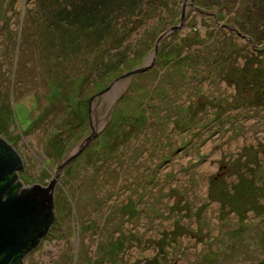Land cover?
I'll return each mask as SVG.
<instances>
[{
	"label": "rangeland",
	"instance_id": "obj_1",
	"mask_svg": "<svg viewBox=\"0 0 264 264\" xmlns=\"http://www.w3.org/2000/svg\"><path fill=\"white\" fill-rule=\"evenodd\" d=\"M56 3L0 0V134L30 183L81 148L89 108L97 135L25 264H264V0L143 5L81 53Z\"/></svg>",
	"mask_w": 264,
	"mask_h": 264
},
{
	"label": "water",
	"instance_id": "obj_2",
	"mask_svg": "<svg viewBox=\"0 0 264 264\" xmlns=\"http://www.w3.org/2000/svg\"><path fill=\"white\" fill-rule=\"evenodd\" d=\"M184 20L183 13L180 24L165 34L180 29ZM157 50L158 44L154 55H156ZM151 67L152 65L137 68L122 77L146 71ZM89 113H91V108H89ZM96 135V132L93 131L85 139L81 148L59 165L55 177L51 179L48 186L33 185L21 194L10 193L7 199L2 198L3 190H0V264H11L14 256L18 260L19 254L29 253L38 246L40 239L45 236L54 222V188L61 170L83 152L96 138ZM0 149L6 153V156L4 155L3 159H0V182H2L20 164V161L15 153L1 140Z\"/></svg>",
	"mask_w": 264,
	"mask_h": 264
},
{
	"label": "trees",
	"instance_id": "obj_3",
	"mask_svg": "<svg viewBox=\"0 0 264 264\" xmlns=\"http://www.w3.org/2000/svg\"><path fill=\"white\" fill-rule=\"evenodd\" d=\"M161 2L162 0H57L53 15L58 28L57 38L62 41L66 50L71 47L81 53L86 46L94 48L119 37V29L115 24L118 15L134 18L145 14L143 5L153 10ZM148 7L146 11L151 10ZM116 30L118 35H115ZM107 60L105 65L112 62L111 59ZM118 67L120 66L111 71Z\"/></svg>",
	"mask_w": 264,
	"mask_h": 264
},
{
	"label": "flooded vegetation",
	"instance_id": "obj_4",
	"mask_svg": "<svg viewBox=\"0 0 264 264\" xmlns=\"http://www.w3.org/2000/svg\"><path fill=\"white\" fill-rule=\"evenodd\" d=\"M89 119H90V126L92 127V130L94 131V127L92 125V120H91L90 113H89ZM0 140L3 141L6 144V146H8L15 153V156L20 161V164L12 171V173L7 175L5 177V179H4V181L0 182V190H3V194H2V198L3 199H7L9 197L10 193H12V194H21L25 189H28V188L32 187L33 185H41L43 187L48 186V184L51 181V179L46 181L45 183H38V182H31L30 183L28 181V178L26 177V175H24V173H23V170H24V159L22 157L21 152L18 151V149L15 147V145L10 143V142H8L7 138L2 136L1 134H0ZM5 152H6V150H5ZM5 154L6 153H4L3 150L0 149V159H3V156ZM55 175L53 176V178L55 177ZM24 178H26L27 180L24 179ZM59 179H60V176L57 179V183H58ZM57 183H56V185H57ZM55 189H56V186L54 188V192H55ZM54 199H55V193H54ZM54 213H55V207H54ZM55 220H56V214L54 216V222L53 223H55ZM53 223L51 224L50 229L47 231L45 236L40 239L39 244H38V246L36 248H38L40 246V244H41V242L43 241L44 238H47L49 235L52 234L51 229H52ZM35 249H33V250H35ZM31 252H29V253L23 252V253L19 254L18 256H20V257H19L18 260L16 259V256H14L11 264H16V263L25 264L26 257Z\"/></svg>",
	"mask_w": 264,
	"mask_h": 264
}]
</instances>
